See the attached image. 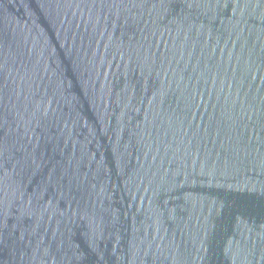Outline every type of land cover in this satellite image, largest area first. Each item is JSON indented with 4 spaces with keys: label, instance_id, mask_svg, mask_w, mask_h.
I'll use <instances>...</instances> for the list:
<instances>
[{
    "label": "water",
    "instance_id": "95a60500",
    "mask_svg": "<svg viewBox=\"0 0 264 264\" xmlns=\"http://www.w3.org/2000/svg\"><path fill=\"white\" fill-rule=\"evenodd\" d=\"M0 264H264V0H8Z\"/></svg>",
    "mask_w": 264,
    "mask_h": 264
}]
</instances>
